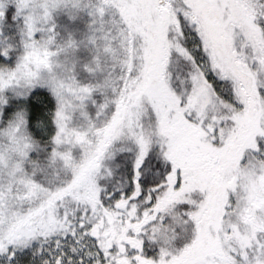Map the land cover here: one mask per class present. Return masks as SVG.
Segmentation results:
<instances>
[{
  "label": "snow or ice",
  "instance_id": "snow-or-ice-1",
  "mask_svg": "<svg viewBox=\"0 0 264 264\" xmlns=\"http://www.w3.org/2000/svg\"><path fill=\"white\" fill-rule=\"evenodd\" d=\"M0 264H264V0H0Z\"/></svg>",
  "mask_w": 264,
  "mask_h": 264
}]
</instances>
